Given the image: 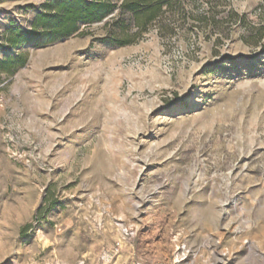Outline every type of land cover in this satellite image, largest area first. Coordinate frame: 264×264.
Segmentation results:
<instances>
[{
	"label": "rangeland",
	"instance_id": "obj_1",
	"mask_svg": "<svg viewBox=\"0 0 264 264\" xmlns=\"http://www.w3.org/2000/svg\"><path fill=\"white\" fill-rule=\"evenodd\" d=\"M176 1L13 48L0 0V264H264V0Z\"/></svg>",
	"mask_w": 264,
	"mask_h": 264
},
{
	"label": "trees",
	"instance_id": "obj_2",
	"mask_svg": "<svg viewBox=\"0 0 264 264\" xmlns=\"http://www.w3.org/2000/svg\"><path fill=\"white\" fill-rule=\"evenodd\" d=\"M176 0H45L29 29L7 37L11 47H46L77 35L83 28L109 21L107 39L116 46L131 44L164 13H174ZM136 31V33H132ZM27 57L19 54L0 61L3 73L22 68Z\"/></svg>",
	"mask_w": 264,
	"mask_h": 264
}]
</instances>
